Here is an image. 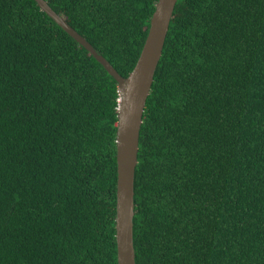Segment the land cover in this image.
Returning a JSON list of instances; mask_svg holds the SVG:
<instances>
[{
	"label": "trees",
	"instance_id": "trees-1",
	"mask_svg": "<svg viewBox=\"0 0 264 264\" xmlns=\"http://www.w3.org/2000/svg\"><path fill=\"white\" fill-rule=\"evenodd\" d=\"M123 78L158 0H45ZM115 79L0 0V264H117ZM135 264H264V0H178L145 103Z\"/></svg>",
	"mask_w": 264,
	"mask_h": 264
},
{
	"label": "water",
	"instance_id": "water-1",
	"mask_svg": "<svg viewBox=\"0 0 264 264\" xmlns=\"http://www.w3.org/2000/svg\"><path fill=\"white\" fill-rule=\"evenodd\" d=\"M42 12L80 44L112 76L118 88L116 130V217L115 239L117 264H135L133 245L134 175L137 166L139 132L146 100L154 74L162 56L169 24L178 0H158L150 19V27L136 65L123 78L110 63L65 20L55 13L45 0H34Z\"/></svg>",
	"mask_w": 264,
	"mask_h": 264
}]
</instances>
